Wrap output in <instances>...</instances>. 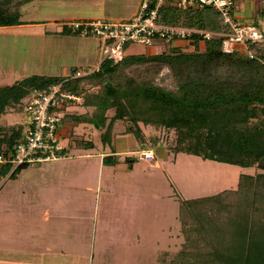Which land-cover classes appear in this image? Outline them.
Masks as SVG:
<instances>
[{
  "label": "rangeland",
  "instance_id": "obj_1",
  "mask_svg": "<svg viewBox=\"0 0 264 264\" xmlns=\"http://www.w3.org/2000/svg\"><path fill=\"white\" fill-rule=\"evenodd\" d=\"M109 1L33 0L32 9L22 17L24 22H34L32 26L0 28V87L31 76L66 79L72 68L97 67L105 55L102 40L53 32L63 23L80 21L71 15L77 10L113 9L116 3ZM121 1L128 6L133 2ZM233 1L235 20L251 17L244 24L260 23L264 0ZM42 8L51 16L38 15ZM84 18L118 20L104 13ZM36 20L51 24L41 26ZM185 43L175 41L173 46L189 51ZM167 45H129L127 53L147 55L166 51ZM155 82L172 88L166 69ZM23 102L5 110L1 127L20 125ZM69 107L65 110L69 115L90 111L80 105ZM61 118L58 140L65 148L64 158L27 165L12 177H0V258L14 256V264H167L184 242L179 202L234 190L239 175L256 170L173 153L171 130L139 124L138 141L130 134L121 135L125 124L116 121L110 141L102 144L103 130L76 125L62 113ZM115 135L125 141L128 137L132 146L125 141L114 146ZM79 140L93 146L83 148L76 144ZM142 145L153 151L150 162L138 159ZM104 155L111 156L114 164L102 165Z\"/></svg>",
  "mask_w": 264,
  "mask_h": 264
},
{
  "label": "trees",
  "instance_id": "obj_2",
  "mask_svg": "<svg viewBox=\"0 0 264 264\" xmlns=\"http://www.w3.org/2000/svg\"><path fill=\"white\" fill-rule=\"evenodd\" d=\"M29 1L0 0V28L20 25L19 9ZM158 22L228 32L211 8L181 10L167 4L159 9ZM173 42L167 43L166 51L147 55L128 54L125 45L119 59L103 57L95 72L81 77L31 76L2 86L0 116L7 108L20 106L30 93L60 84L62 91L81 97V108L90 110L69 115L62 109L64 117L103 130L102 144L110 141L116 121L125 124L121 135L141 141L140 124L171 130L173 153L256 168L250 175H239L234 190L179 202L184 242L167 264H264V44L247 45L253 54L249 59L241 51L223 53L217 37L200 41L192 36L184 45L190 46L189 51ZM163 69L172 88L155 82ZM22 129L0 126V155L21 140ZM76 144L93 146L83 140ZM114 162L111 156L101 158L102 165ZM25 166L16 167L10 177ZM10 169L1 165L0 176Z\"/></svg>",
  "mask_w": 264,
  "mask_h": 264
},
{
  "label": "built area",
  "instance_id": "obj_3",
  "mask_svg": "<svg viewBox=\"0 0 264 264\" xmlns=\"http://www.w3.org/2000/svg\"><path fill=\"white\" fill-rule=\"evenodd\" d=\"M172 4L176 8L215 10L228 32L209 33L201 29H188L158 22V11L161 7ZM233 0H140L135 14L122 21L87 20L63 23L60 31L80 37H95L102 40L106 58L119 59L125 45L150 47L159 42H187L192 36L200 41L217 37L221 41V51L231 54L235 51L246 53L251 59L253 54L246 50L251 44H264V16L260 23L249 25L238 22L232 17ZM91 70L76 71L70 74L71 79L95 72ZM22 104L20 126L21 140L11 151L0 155V166L10 165V172L21 165H33L56 161L66 156L65 148L59 143L58 134L62 109L70 105H80L81 97L61 90L60 84L51 85L46 92L33 93L25 97ZM151 148L138 153V159L150 162L153 159Z\"/></svg>",
  "mask_w": 264,
  "mask_h": 264
},
{
  "label": "crops",
  "instance_id": "obj_4",
  "mask_svg": "<svg viewBox=\"0 0 264 264\" xmlns=\"http://www.w3.org/2000/svg\"><path fill=\"white\" fill-rule=\"evenodd\" d=\"M33 1V0H32ZM32 1H29V2H27V3H24L23 4V9H22V11L19 9V21L21 22V24L20 25H18V26H12V27H25V26H32V24L34 23V22H24V21H22V17L23 16H26L29 12H30V9H32V7H29V5L31 6V2ZM42 1H45V0H42ZM133 2L131 3V4H129V6L126 4V3H121V2H123V1H121V0H110L109 2H112L113 4L114 3H116V5L113 7V9H103V8H99V13H94V12H90V13H87V11H84V10H77L76 12H72V14L71 15H73L74 17H76L77 19H79L80 21H87V20H95V19H100V20H105V19H102V18H87V19H85L84 17H94L95 15H103V13L104 14H106V16H108V17H111V18H117L118 20H113V21H122V20H127V19H129V18H131L134 14H135V12L137 11V8H138V5H139V2H140V0H132ZM26 5V6H25ZM122 5H124V6H122ZM235 8V7H234ZM234 13L235 14H238L239 15V13H238V11H234ZM26 14V15H25ZM38 15H40V16H43V17H45V16H47V15H50L51 16V14H50V11L47 9V8H42V9H39V11H38ZM124 18V19H123ZM241 23H246V22H244V21H249V23L252 21L251 19V17H247V18H245V17H241V18H237ZM37 22H41V26H43L44 24L43 23H45V25H50L51 23L50 22H43V20H36ZM4 28H8V27H4ZM10 28V27H9ZM64 34L63 33V31L61 32L60 31V29H59V31L58 30H56L55 32H53V34L56 36V34ZM45 34H47L48 36H49V32H46ZM128 138V137H127ZM126 138V141H125V139H124V137H120L119 138V136H117V135H115L114 137H113V141H115V143L116 144H114V146L115 145H117L118 146V144H120V143H118V142H120V141H122V142H127L128 143V145L129 146H132V144L131 143H129V141H128V139ZM123 144H125V143H123ZM144 146L145 145H142V149L144 148ZM10 173L11 172H9L7 175H5V176H3V177H9L10 176ZM1 177V176H0ZM43 214H44V212H43ZM44 218H46V215L44 214ZM6 252V251H5ZM7 253V252H6ZM16 253V252H15ZM13 257L14 256H12V258L10 257V258H8V260H4V258H0V264H14V262H13ZM18 264V263H17ZM22 264H29L27 261L26 262H22ZM32 264V263H31Z\"/></svg>",
  "mask_w": 264,
  "mask_h": 264
}]
</instances>
